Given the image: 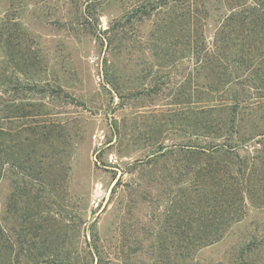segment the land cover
Returning a JSON list of instances; mask_svg holds the SVG:
<instances>
[{
    "label": "rangeland",
    "instance_id": "374dc122",
    "mask_svg": "<svg viewBox=\"0 0 264 264\" xmlns=\"http://www.w3.org/2000/svg\"><path fill=\"white\" fill-rule=\"evenodd\" d=\"M144 1L0 0V19L17 42L8 55L0 50V74L36 81L43 92L34 98L48 113L0 127L38 121L66 133L47 158L58 170L54 188L29 185L27 194L21 181L0 177V229L13 264H97L94 246L98 264L246 263L240 244L264 236L256 210L227 231L191 232L184 180L172 185L174 156L147 166L156 151L193 138L188 110L200 104L189 106L187 96L205 78L193 72L191 87L187 61L172 59L174 37L183 41L177 32H158L155 17L125 21ZM188 236L225 237L190 254ZM250 262L264 264V248Z\"/></svg>",
    "mask_w": 264,
    "mask_h": 264
},
{
    "label": "trees",
    "instance_id": "16d2710c",
    "mask_svg": "<svg viewBox=\"0 0 264 264\" xmlns=\"http://www.w3.org/2000/svg\"><path fill=\"white\" fill-rule=\"evenodd\" d=\"M152 17L158 32L168 26L182 37L183 41L174 37L171 57L187 61L191 87L193 72L205 81L201 90L197 84L187 96L189 106L200 104L188 110L191 125L187 133L193 138L156 151L146 164L156 165L173 155L172 185L182 186L184 180L186 186V228L191 232L227 231L241 224L249 210L264 212V0H146L125 21ZM9 32L6 17L0 19V50L5 55L17 43ZM157 39L160 43L161 38ZM4 70L0 74V120L47 116L43 104H37L43 99L34 98L42 95V86L18 71L13 78ZM51 91L58 94L61 87ZM21 99L28 102L22 104ZM65 135L57 123L0 127V177L10 176L17 185L21 181L19 191L27 194L29 185L54 188L58 170L47 158H53L50 153L57 150L55 139L65 140ZM211 237L188 236L190 254L225 236ZM93 238L97 240L96 234ZM262 239L248 236L239 246L246 263L236 260L231 264H252V255L264 248ZM91 249L98 264L97 246ZM14 261L11 241L0 229V264ZM50 261L44 264L55 262Z\"/></svg>",
    "mask_w": 264,
    "mask_h": 264
}]
</instances>
